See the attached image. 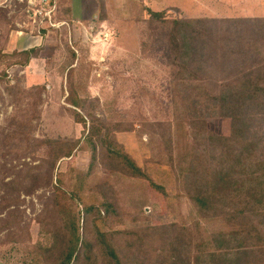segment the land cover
Returning <instances> with one entry per match:
<instances>
[{
    "label": "rangeland",
    "instance_id": "rangeland-1",
    "mask_svg": "<svg viewBox=\"0 0 264 264\" xmlns=\"http://www.w3.org/2000/svg\"><path fill=\"white\" fill-rule=\"evenodd\" d=\"M61 1L56 17L68 25L51 29L40 25L27 4L0 0V51L40 48L24 68H9L11 58L0 63V264L40 261L60 231L51 226L54 218L60 221L57 212L99 206L107 187L121 219L103 231L179 223L193 225L192 236L210 239L224 223L207 222L188 197L187 148L194 138L175 97L174 69L154 38L165 26H149L147 10L166 11L168 19L257 18L264 17V0H79L74 11L71 0ZM74 94L87 124L88 113L112 124L116 139L149 179L110 169L99 152L90 171L87 128L67 99ZM205 128L229 136L231 120L211 117ZM80 137L70 157L50 163L62 145ZM57 175L63 179L59 190Z\"/></svg>",
    "mask_w": 264,
    "mask_h": 264
},
{
    "label": "trees",
    "instance_id": "trees-1",
    "mask_svg": "<svg viewBox=\"0 0 264 264\" xmlns=\"http://www.w3.org/2000/svg\"><path fill=\"white\" fill-rule=\"evenodd\" d=\"M147 11L149 26H165L154 38L174 69L175 97L181 98L194 138L184 172L188 197L203 219L224 228L207 240L192 236L193 225L179 223L103 231L102 226L121 219L107 187L99 206L58 211L60 221L54 218L51 224L60 229L56 240L41 251L40 261L29 264H264V17L168 19L166 11ZM39 49L0 51V63L11 58L9 68H24ZM67 99L75 119L87 128L83 138L92 146L90 171L99 152L110 169L149 179L116 139L112 124L89 113L87 124L77 94ZM211 117L229 118L231 134L211 135L205 128ZM81 140L62 145L50 163L70 157ZM58 176L55 190L63 180Z\"/></svg>",
    "mask_w": 264,
    "mask_h": 264
},
{
    "label": "built area",
    "instance_id": "built-area-1",
    "mask_svg": "<svg viewBox=\"0 0 264 264\" xmlns=\"http://www.w3.org/2000/svg\"><path fill=\"white\" fill-rule=\"evenodd\" d=\"M18 1L23 2L27 4L29 7L35 9L33 14H35V19L39 21L40 25H44L45 27L51 29H58L61 26H64L66 24L68 25V22L66 20H58L56 17L58 10L57 0H18ZM101 35L103 36L102 41H105L107 39L106 36L107 34L103 32Z\"/></svg>",
    "mask_w": 264,
    "mask_h": 264
},
{
    "label": "crops",
    "instance_id": "crops-1",
    "mask_svg": "<svg viewBox=\"0 0 264 264\" xmlns=\"http://www.w3.org/2000/svg\"><path fill=\"white\" fill-rule=\"evenodd\" d=\"M57 1H59V3H60V5L62 4V1L61 0H57ZM79 0H71V2H70V8H71V10L72 11H74V5H75V2L77 3ZM69 8V7H68ZM80 10H82L81 8H77L76 9V11L79 13V12H82V11H80ZM83 15V14H82Z\"/></svg>",
    "mask_w": 264,
    "mask_h": 264
}]
</instances>
